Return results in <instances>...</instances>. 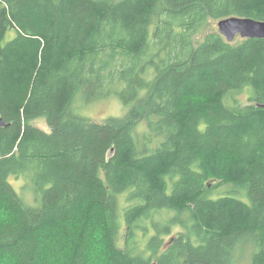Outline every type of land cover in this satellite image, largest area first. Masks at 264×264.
I'll return each mask as SVG.
<instances>
[{
	"label": "trees",
	"instance_id": "obj_1",
	"mask_svg": "<svg viewBox=\"0 0 264 264\" xmlns=\"http://www.w3.org/2000/svg\"><path fill=\"white\" fill-rule=\"evenodd\" d=\"M258 2L0 0V264H264Z\"/></svg>",
	"mask_w": 264,
	"mask_h": 264
},
{
	"label": "rangeland",
	"instance_id": "obj_2",
	"mask_svg": "<svg viewBox=\"0 0 264 264\" xmlns=\"http://www.w3.org/2000/svg\"><path fill=\"white\" fill-rule=\"evenodd\" d=\"M255 7L263 8L264 0H260V2H258V4H256ZM211 24L212 25L209 28V30L217 31L218 30L217 24L215 23H211ZM241 41L242 39L238 37L235 40V43H240ZM80 100H81V105H80L81 109L79 110L78 108V111H80L83 117L91 118L92 120L97 122H103L110 118H122L126 114V110L123 107L118 97H112L107 100L98 101L89 104L88 103L85 104V102H82L83 100L81 98ZM34 125L38 126L40 129L44 130L47 133L51 132V129L46 125L44 121L35 122ZM4 215H5L4 213H0L1 216L0 221L7 220V218L9 219L12 218V217H8L7 215L5 216ZM102 238H103V233L102 231H100V235H97L94 242L93 260L91 264H108L106 259L103 260V258H106L107 253L104 246H102L103 245Z\"/></svg>",
	"mask_w": 264,
	"mask_h": 264
},
{
	"label": "water",
	"instance_id": "obj_3",
	"mask_svg": "<svg viewBox=\"0 0 264 264\" xmlns=\"http://www.w3.org/2000/svg\"><path fill=\"white\" fill-rule=\"evenodd\" d=\"M218 31L228 43H232L236 38L242 39H264V21L254 20L244 17H230L217 23ZM5 126V122L0 117V128Z\"/></svg>",
	"mask_w": 264,
	"mask_h": 264
}]
</instances>
